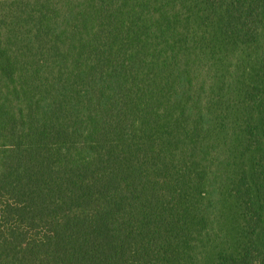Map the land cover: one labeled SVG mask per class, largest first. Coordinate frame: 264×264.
<instances>
[{"label":"trees","instance_id":"obj_1","mask_svg":"<svg viewBox=\"0 0 264 264\" xmlns=\"http://www.w3.org/2000/svg\"><path fill=\"white\" fill-rule=\"evenodd\" d=\"M0 264H264V0H0Z\"/></svg>","mask_w":264,"mask_h":264}]
</instances>
